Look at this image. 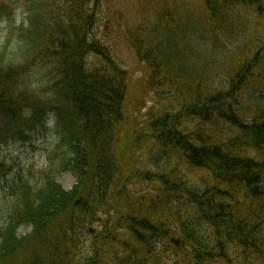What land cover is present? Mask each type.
I'll list each match as a JSON object with an SVG mask.
<instances>
[{
    "label": "trees",
    "instance_id": "obj_1",
    "mask_svg": "<svg viewBox=\"0 0 264 264\" xmlns=\"http://www.w3.org/2000/svg\"><path fill=\"white\" fill-rule=\"evenodd\" d=\"M4 1L0 16L12 17ZM102 4L28 0L0 48V147L27 140L48 113L59 135L41 180L0 186V264H264V39L255 36L264 0H201L204 39L223 48L218 63L194 52L195 17L180 5L128 33L145 66L134 88L158 104L143 131L128 113L127 71L94 36ZM238 9L254 19L236 32ZM40 66L46 96L31 83ZM219 67L228 79L217 86L208 71ZM145 156L147 170L138 167ZM62 172L75 179L70 190L56 182ZM137 183L147 186L128 189Z\"/></svg>",
    "mask_w": 264,
    "mask_h": 264
},
{
    "label": "rangeland",
    "instance_id": "obj_2",
    "mask_svg": "<svg viewBox=\"0 0 264 264\" xmlns=\"http://www.w3.org/2000/svg\"><path fill=\"white\" fill-rule=\"evenodd\" d=\"M3 1V0H0ZM26 2L28 0H9L4 1V7L10 6L14 9L13 16L8 17L0 16V48L3 49L6 45V36L10 33H14L13 27H17L25 16V10L27 8ZM184 4L187 9H190L193 16H195L198 29L194 35L197 41V48L195 53H199L202 60H210L214 63L220 61V54L222 49H219L221 45L212 43L211 40L207 42L204 39L205 32L201 21L199 19L203 16V11L199 10L201 7V0H104V3L96 9L97 21L93 29L94 36L104 44L112 58L125 70L127 71L131 82L132 98L136 97L137 100H132L128 107V113L133 115V123L136 125L137 130H142L139 126L144 124L145 116L151 107H158L156 99L152 94H148L147 91H139V87L134 84H138V80H141L144 73V65L138 61L135 51L128 43L126 37L128 33L134 31L136 26L140 24L144 18L150 20L153 19L155 13L159 9L165 10L166 7L172 5ZM165 6V7H164ZM194 9V10H193ZM194 11L196 12L194 14ZM238 14L237 30L242 27L243 19L248 23L254 19L250 12L244 9H238L234 12ZM199 16V17H198ZM242 19V21H241ZM142 23V22H141ZM255 36L258 40L264 39V24L260 23L255 31ZM231 34L224 39L225 45L228 41H231ZM14 40L17 39L15 34ZM217 45V46H216ZM230 45V44H229ZM8 45H6V49ZM208 73L216 74L215 78L212 79L217 86L225 85L228 79L227 74L220 67L214 69V72L208 71ZM49 80L47 67L40 66L34 70L32 76L33 88L39 89L40 95L46 96L49 93ZM223 82V84H221ZM137 103L139 104V114ZM189 127H193L192 123H189ZM125 133V130H124ZM30 138L27 141H9L6 145L0 147V186L6 183L16 182L18 178L23 181L29 180L31 184H36L38 180L42 178L43 174L49 170V162L55 161L54 153L58 144L59 135L56 133L54 127V117L51 113L47 114V120L44 128L32 131ZM146 147L143 149L145 150ZM132 162L137 160L135 152L130 153ZM144 163H138L139 168L145 170L152 168L151 163L145 162L146 156L143 159ZM3 172L7 174L4 176ZM56 181L59 182L66 190L71 189L74 185V178L69 173H57ZM146 183L130 184L129 188L133 190H139L146 187ZM6 201L3 190H0V226L4 221L5 216H8L6 208ZM112 205L110 208L104 206L98 212L102 219L110 217L112 219ZM99 223H94L92 228L99 229ZM29 228H19V233L28 232Z\"/></svg>",
    "mask_w": 264,
    "mask_h": 264
},
{
    "label": "water",
    "instance_id": "obj_3",
    "mask_svg": "<svg viewBox=\"0 0 264 264\" xmlns=\"http://www.w3.org/2000/svg\"><path fill=\"white\" fill-rule=\"evenodd\" d=\"M174 242H175V244H179V240H175Z\"/></svg>",
    "mask_w": 264,
    "mask_h": 264
}]
</instances>
